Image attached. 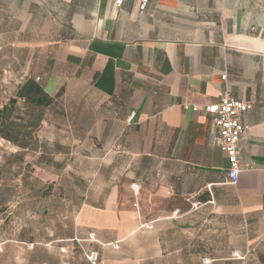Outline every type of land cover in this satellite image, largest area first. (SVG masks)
Masks as SVG:
<instances>
[{
  "label": "crops",
  "instance_id": "0c3cea01",
  "mask_svg": "<svg viewBox=\"0 0 264 264\" xmlns=\"http://www.w3.org/2000/svg\"><path fill=\"white\" fill-rule=\"evenodd\" d=\"M116 1L0 0L45 97L0 135L49 174L34 264H264V0ZM224 90L254 103L236 186L202 111Z\"/></svg>",
  "mask_w": 264,
  "mask_h": 264
},
{
  "label": "rangeland",
  "instance_id": "374dc122",
  "mask_svg": "<svg viewBox=\"0 0 264 264\" xmlns=\"http://www.w3.org/2000/svg\"><path fill=\"white\" fill-rule=\"evenodd\" d=\"M1 47L0 37V111L9 105L10 100L20 101L18 91L24 82V71L31 56V52H24L23 49ZM24 106L22 102L17 104L12 116L23 113L24 108L29 115L35 113L31 107L28 110ZM32 149L30 146L29 151L22 153L16 144L0 138V264H34L36 258L49 257L40 256L34 250L37 246L33 243L34 223L36 220L39 222L43 210L40 195L49 192V174L33 166ZM203 230L201 246H206L208 237ZM227 240L230 241V236ZM216 241L218 246L225 242L220 230ZM237 241L233 236L232 242Z\"/></svg>",
  "mask_w": 264,
  "mask_h": 264
},
{
  "label": "built area",
  "instance_id": "2783aa9c",
  "mask_svg": "<svg viewBox=\"0 0 264 264\" xmlns=\"http://www.w3.org/2000/svg\"><path fill=\"white\" fill-rule=\"evenodd\" d=\"M123 0H117L120 5ZM149 0H142L141 8L144 10ZM247 1V0H243ZM254 1V0H251ZM227 80V74L222 76ZM254 103L250 100L235 99L228 90H224L220 101L214 104H206L203 112L210 117V124L217 135V142L220 150L225 154L228 162V183L236 186L239 182L242 165L239 160L238 149L241 141L248 132L249 128L242 122L244 114L252 110ZM194 111H198L194 108ZM134 117V116H133ZM134 191L139 190L137 184L133 185ZM154 222H148L142 225V228L152 230ZM93 241V236L89 238ZM78 245L83 243L82 240L76 241ZM64 252L65 250L62 249ZM86 260L90 264L100 263V254L94 250H83Z\"/></svg>",
  "mask_w": 264,
  "mask_h": 264
},
{
  "label": "trees",
  "instance_id": "16d2710c",
  "mask_svg": "<svg viewBox=\"0 0 264 264\" xmlns=\"http://www.w3.org/2000/svg\"><path fill=\"white\" fill-rule=\"evenodd\" d=\"M18 97L23 101L25 106L29 104L42 105V99L45 98L42 94L41 89L33 80L28 81L26 84L19 88ZM17 104L19 103L16 100H10L9 105H7L4 110L0 111V117H2L0 118V135H3L6 139L16 143V138L14 136L12 137L13 124L7 123L6 120H9L12 116L11 113H13V111L17 109ZM8 107L10 110L8 109Z\"/></svg>",
  "mask_w": 264,
  "mask_h": 264
}]
</instances>
